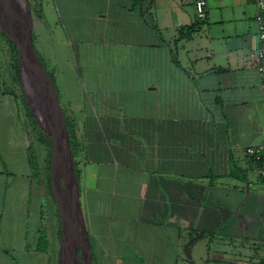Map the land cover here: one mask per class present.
<instances>
[{"label": "crops", "instance_id": "crops-1", "mask_svg": "<svg viewBox=\"0 0 264 264\" xmlns=\"http://www.w3.org/2000/svg\"><path fill=\"white\" fill-rule=\"evenodd\" d=\"M195 2H52L82 91L65 115L93 264H264V178L246 153L264 144L259 0H206L203 20ZM7 37L0 25V264H59Z\"/></svg>", "mask_w": 264, "mask_h": 264}, {"label": "water", "instance_id": "water-1", "mask_svg": "<svg viewBox=\"0 0 264 264\" xmlns=\"http://www.w3.org/2000/svg\"><path fill=\"white\" fill-rule=\"evenodd\" d=\"M29 11L26 0H0V25L16 37L20 79L28 104L52 135L50 176L62 228L59 264H92L80 183L70 153V132L55 84L36 51Z\"/></svg>", "mask_w": 264, "mask_h": 264}, {"label": "rangeland", "instance_id": "rangeland-1", "mask_svg": "<svg viewBox=\"0 0 264 264\" xmlns=\"http://www.w3.org/2000/svg\"><path fill=\"white\" fill-rule=\"evenodd\" d=\"M26 2L28 3L30 10L29 20L32 24V32L35 35L34 44L36 51H38V54L42 57V62L47 72L54 78V84L59 94L60 104L66 113L67 108L70 103H72V99L79 97L80 92H82L78 89V87L80 89L81 87L79 86L80 82L77 75L75 74L76 62L70 47L71 43L65 33V28L61 26V23L58 26L56 25V9L53 6V0H26ZM34 5L39 9H42V19L34 9ZM56 30L59 31V33L56 32ZM17 88L21 97L26 98L21 81L20 84H17ZM65 116H67V114ZM31 121L33 122L32 126L34 128L42 129L43 125L35 122L36 120L34 121L33 117L31 118ZM37 142V147L40 148L39 140ZM52 230H54L53 227ZM46 237L43 235L42 238L44 241L41 240V246L44 248L46 245Z\"/></svg>", "mask_w": 264, "mask_h": 264}, {"label": "trees", "instance_id": "trees-1", "mask_svg": "<svg viewBox=\"0 0 264 264\" xmlns=\"http://www.w3.org/2000/svg\"><path fill=\"white\" fill-rule=\"evenodd\" d=\"M36 3V2H35ZM35 6V5H34ZM34 9L37 11V14L39 15V17H41V19L43 18V12L42 9H39L37 6L34 7ZM33 38H34V43H35V35L33 33ZM7 42H8V49L10 51V55H11V67L13 69V78L16 84H20V58H19V53H18V48H17V42H16V37L15 35H10L9 37H7ZM38 53V51H37ZM40 56V54H39ZM41 60L43 61L42 57L40 56ZM54 82V78L51 74H49ZM25 105L28 109V114L30 119L33 117L35 122L40 123L36 117L34 116L31 108L29 107L28 103L26 102L25 97L23 98ZM63 110V109H62ZM64 113V118L66 121V125L67 128L70 132V153L72 155V157L74 158V163H75V174L77 176V178L79 179V161L77 160V155L80 149V146H82L79 142V139L76 137V134L73 130V124L69 121V119L67 118V116H65V111L63 110ZM32 121L30 122V124L32 125ZM32 129L34 130V134H36V137H38L37 139L39 140V143L42 144L46 151H47V157H46V172H47V180H48V184H49V189L50 192L55 200L54 194H53V189H52V182H51V176H50V163H51V155H52V135L50 132H48L44 127H42V129H37L36 127L34 128L32 126ZM56 201V200H55ZM61 234H62V230H61ZM90 252H91V248H90ZM92 258V264H93V255H91Z\"/></svg>", "mask_w": 264, "mask_h": 264}, {"label": "built area", "instance_id": "built-area-1", "mask_svg": "<svg viewBox=\"0 0 264 264\" xmlns=\"http://www.w3.org/2000/svg\"><path fill=\"white\" fill-rule=\"evenodd\" d=\"M205 5L206 0H196L195 2L196 15L200 20H203L206 17ZM259 8V37L261 40V44L258 50L253 53V58L262 77V91L264 95V0H259ZM246 153L248 156L252 157L256 162L259 163L260 174L264 178V144L258 146H249L246 149Z\"/></svg>", "mask_w": 264, "mask_h": 264}, {"label": "flooded vegetation", "instance_id": "flooded-vegetation-1", "mask_svg": "<svg viewBox=\"0 0 264 264\" xmlns=\"http://www.w3.org/2000/svg\"><path fill=\"white\" fill-rule=\"evenodd\" d=\"M80 255H81V250L79 251Z\"/></svg>", "mask_w": 264, "mask_h": 264}]
</instances>
